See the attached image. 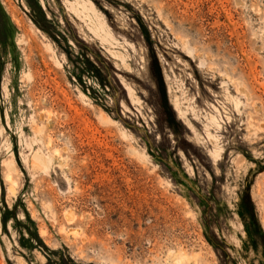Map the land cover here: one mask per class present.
Masks as SVG:
<instances>
[{"label":"rangeland","instance_id":"1","mask_svg":"<svg viewBox=\"0 0 264 264\" xmlns=\"http://www.w3.org/2000/svg\"><path fill=\"white\" fill-rule=\"evenodd\" d=\"M90 1L0 0V264H264V0Z\"/></svg>","mask_w":264,"mask_h":264},{"label":"bare ground","instance_id":"2","mask_svg":"<svg viewBox=\"0 0 264 264\" xmlns=\"http://www.w3.org/2000/svg\"><path fill=\"white\" fill-rule=\"evenodd\" d=\"M75 1L76 2H74V3L68 2V4L72 5V8L76 12L75 14L81 15L82 17L84 16V18L87 19V21L89 22L90 30H91L90 32L95 34L97 37L102 38V40H106V41L114 40L115 45H118V41L114 38V36H113L110 28L108 27L105 19L97 11V9L95 8V5L90 0H75ZM72 8H71V10H73ZM111 47H113V46H111ZM48 48H49V46H48ZM115 57H117V56H115ZM126 90L129 94V96L132 97L133 91L130 88H126ZM182 115H184V114H182ZM212 123L215 126H217V128H220L219 125L216 124L214 118H212ZM40 129L42 132L44 127L40 128ZM211 139L214 140V138H212V137H211ZM50 141L51 140L49 139V143L47 145L48 147L51 144ZM53 153L56 154L58 152L56 150ZM215 153H216V151H215ZM32 157L39 164L40 168H42L43 170H45L47 172L50 170V168L53 165L54 156L51 155L50 153L45 154L44 152L41 151V149L35 150ZM3 167L5 169L6 181L12 185L15 184L14 174L15 175L17 174V166H16L15 159L12 157L9 161L4 162ZM181 259L183 260L184 258H181ZM177 262L181 264V261H177Z\"/></svg>","mask_w":264,"mask_h":264},{"label":"trees","instance_id":"3","mask_svg":"<svg viewBox=\"0 0 264 264\" xmlns=\"http://www.w3.org/2000/svg\"><path fill=\"white\" fill-rule=\"evenodd\" d=\"M55 41H56V40H55ZM56 43L58 44L57 41H56ZM65 53L67 54V56H70L69 51H65ZM246 197H247L248 202L250 203V206H252L249 191L247 192V196H246ZM252 209H253V206H252Z\"/></svg>","mask_w":264,"mask_h":264}]
</instances>
